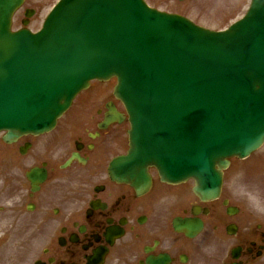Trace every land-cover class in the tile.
<instances>
[{"label": "water", "instance_id": "95a60500", "mask_svg": "<svg viewBox=\"0 0 264 264\" xmlns=\"http://www.w3.org/2000/svg\"><path fill=\"white\" fill-rule=\"evenodd\" d=\"M131 1L63 0L32 34L10 29L22 0H0V130H50L88 79L117 74L138 176L218 188L215 167L264 140V0L225 32Z\"/></svg>", "mask_w": 264, "mask_h": 264}, {"label": "flooded vegetation", "instance_id": "af4514ba", "mask_svg": "<svg viewBox=\"0 0 264 264\" xmlns=\"http://www.w3.org/2000/svg\"><path fill=\"white\" fill-rule=\"evenodd\" d=\"M105 110L79 104L52 135H0V264H264V153L232 159L218 199L152 170L138 191L111 178L125 129H100ZM35 168L33 180L46 173L37 189ZM176 221L202 229L188 235Z\"/></svg>", "mask_w": 264, "mask_h": 264}, {"label": "rangeland", "instance_id": "374dc122", "mask_svg": "<svg viewBox=\"0 0 264 264\" xmlns=\"http://www.w3.org/2000/svg\"><path fill=\"white\" fill-rule=\"evenodd\" d=\"M148 1L157 8L158 5L162 8H173L174 6L176 11L197 19L200 24L206 27L219 29L227 27L231 22L243 16L251 0H185V2H181V6H177L173 4V2H169V0ZM54 3L55 0H49V5L45 7L46 9H44V12L41 11L39 15L33 19V25L31 27H40L43 18ZM217 6L221 7V9L218 11L213 10ZM21 17L20 13L16 16V27L19 26Z\"/></svg>", "mask_w": 264, "mask_h": 264}]
</instances>
